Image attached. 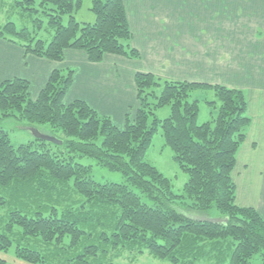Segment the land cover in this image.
Here are the masks:
<instances>
[{"label": "trees", "instance_id": "obj_1", "mask_svg": "<svg viewBox=\"0 0 264 264\" xmlns=\"http://www.w3.org/2000/svg\"><path fill=\"white\" fill-rule=\"evenodd\" d=\"M80 3L13 0L23 13L48 16L52 38L40 37L44 25L34 17L31 27L3 24L0 40L53 62L69 49L83 51L91 63L105 55L139 59L123 0H92L96 19L86 24L73 16ZM72 76V69H54L34 100L28 80L0 83L1 121L48 129L61 141L34 138L15 146L0 127V264H108L112 251L124 250L169 264H264V216L235 203L233 171L251 124L244 89L136 73L138 105L120 128L83 100L66 103ZM197 90H212L220 103L203 124L199 101L190 100ZM166 106L169 115L158 119ZM159 130L188 176L180 194L146 160ZM89 159L125 182L96 181ZM65 196L75 199L64 205ZM211 210L226 222L192 218Z\"/></svg>", "mask_w": 264, "mask_h": 264}, {"label": "crops", "instance_id": "obj_2", "mask_svg": "<svg viewBox=\"0 0 264 264\" xmlns=\"http://www.w3.org/2000/svg\"><path fill=\"white\" fill-rule=\"evenodd\" d=\"M123 3L131 45L139 52V59L105 55L100 63H91L83 51L69 49L64 51L62 62H52L0 40V83L24 78L34 100L54 69H72L66 103L83 100L120 128L125 116H133L138 105L136 73L250 89L251 93L264 89V80L249 78L251 85L246 86L238 83L240 75H264V0ZM259 212L264 216V210Z\"/></svg>", "mask_w": 264, "mask_h": 264}, {"label": "rangeland", "instance_id": "obj_3", "mask_svg": "<svg viewBox=\"0 0 264 264\" xmlns=\"http://www.w3.org/2000/svg\"><path fill=\"white\" fill-rule=\"evenodd\" d=\"M13 0H0V27L6 22H14L18 29L31 27V21L40 18L44 27L40 31V37L49 42L52 38L53 31L47 25L49 17L40 13L32 14L28 11L24 13L12 7ZM79 9L75 10L73 16L80 24L93 23L96 19L94 13L90 10L92 0H81ZM68 16L63 17V24L68 21ZM31 29V28H30ZM53 62V61H52ZM238 76V75H237ZM249 78L263 81L264 75H240L238 83L241 86L251 85ZM162 88H157V94ZM248 102L247 115L251 119V124L247 129V137L245 143L240 147L237 153V163L233 171V180L237 187L236 201L238 206L256 207L260 211L264 210V122L262 121L264 109V89L255 90L253 93L250 89H244ZM190 100L199 101V113L197 122L203 124L213 120L216 117L220 106L214 92L212 90H197L192 93ZM170 113L168 106L157 110L158 119L166 118ZM45 126V125H44ZM0 127L5 130L9 138L15 146L27 144L34 140V135L30 131L32 127L23 121L8 119L1 121ZM46 135H51L49 130L39 129ZM254 143V146L251 144ZM252 146V147H251ZM146 160L154 166L164 177L169 179L172 189L176 194L183 191L188 176L183 172L176 160L173 151L165 145L160 130L154 135L151 144L146 153ZM93 165V177L100 183H124L125 179L122 174L111 172L104 168L97 167L93 160H87ZM70 199L74 197L65 196L61 203L70 204ZM258 210V211H259ZM218 213L214 210L206 214H193L192 218L199 221H209L218 219ZM118 253V254H117ZM108 264H169L166 261L156 259L144 252L142 255L129 251H112L105 259ZM196 264H208L205 260Z\"/></svg>", "mask_w": 264, "mask_h": 264}, {"label": "water", "instance_id": "obj_4", "mask_svg": "<svg viewBox=\"0 0 264 264\" xmlns=\"http://www.w3.org/2000/svg\"><path fill=\"white\" fill-rule=\"evenodd\" d=\"M30 131L32 132V134L34 135L35 138L42 139L44 141H48V142L53 143V144H58V145L61 144V141L58 140L57 138L51 137L49 135H45V134L41 133L40 131H38L37 129L31 128ZM210 221L222 223V222H226V219L218 218V219L210 220Z\"/></svg>", "mask_w": 264, "mask_h": 264}]
</instances>
